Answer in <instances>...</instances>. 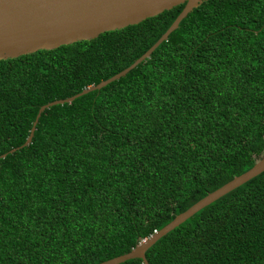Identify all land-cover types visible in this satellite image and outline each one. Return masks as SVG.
I'll return each mask as SVG.
<instances>
[{
	"label": "trees",
	"instance_id": "16d2710c",
	"mask_svg": "<svg viewBox=\"0 0 264 264\" xmlns=\"http://www.w3.org/2000/svg\"><path fill=\"white\" fill-rule=\"evenodd\" d=\"M184 6L0 60V264H100L127 254L264 155V0L203 1L125 77L46 109L21 148L42 106L131 66ZM145 257L264 264V172Z\"/></svg>",
	"mask_w": 264,
	"mask_h": 264
},
{
	"label": "water",
	"instance_id": "95a60500",
	"mask_svg": "<svg viewBox=\"0 0 264 264\" xmlns=\"http://www.w3.org/2000/svg\"><path fill=\"white\" fill-rule=\"evenodd\" d=\"M203 1L207 0H0V60L16 59L40 50H53L64 45L90 41L105 32L138 25L164 11H169L182 4L185 5L168 30L131 66L98 85L86 88L73 97L42 106L33 122L30 135L21 148L31 143L39 118L46 109L65 103L70 104L81 96L101 90L125 77L131 70L149 59L155 49L167 41L169 35L178 28L180 22ZM15 151L16 149L11 150L10 153ZM263 172L264 155L256 161L250 170L233 178L185 212L177 215L169 224L154 232L129 253L100 264H122L132 259H140L143 264H148L145 253L159 239L203 208Z\"/></svg>",
	"mask_w": 264,
	"mask_h": 264
}]
</instances>
